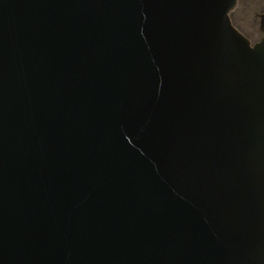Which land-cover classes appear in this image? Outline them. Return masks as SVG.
Segmentation results:
<instances>
[{"label":"water","instance_id":"water-1","mask_svg":"<svg viewBox=\"0 0 264 264\" xmlns=\"http://www.w3.org/2000/svg\"><path fill=\"white\" fill-rule=\"evenodd\" d=\"M237 4L0 0V264H264Z\"/></svg>","mask_w":264,"mask_h":264},{"label":"rangeland","instance_id":"rangeland-1","mask_svg":"<svg viewBox=\"0 0 264 264\" xmlns=\"http://www.w3.org/2000/svg\"><path fill=\"white\" fill-rule=\"evenodd\" d=\"M264 12V0H238L231 12L232 21L254 43L262 37L260 14Z\"/></svg>","mask_w":264,"mask_h":264},{"label":"trees","instance_id":"trees-1","mask_svg":"<svg viewBox=\"0 0 264 264\" xmlns=\"http://www.w3.org/2000/svg\"><path fill=\"white\" fill-rule=\"evenodd\" d=\"M234 23V22H233ZM235 24V23H234ZM238 28V27H237ZM239 29V28H238ZM240 30V29H239ZM241 31V30H240ZM242 33H244L243 31H241ZM245 34V33H244Z\"/></svg>","mask_w":264,"mask_h":264},{"label":"flooded vegetation","instance_id":"flooded-vegetation-1","mask_svg":"<svg viewBox=\"0 0 264 264\" xmlns=\"http://www.w3.org/2000/svg\"><path fill=\"white\" fill-rule=\"evenodd\" d=\"M232 19V18H231Z\"/></svg>","mask_w":264,"mask_h":264}]
</instances>
